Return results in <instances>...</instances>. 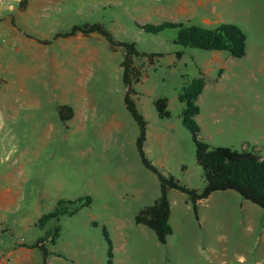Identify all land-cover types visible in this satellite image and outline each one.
Segmentation results:
<instances>
[{
  "label": "rangeland",
  "instance_id": "374dc122",
  "mask_svg": "<svg viewBox=\"0 0 264 264\" xmlns=\"http://www.w3.org/2000/svg\"><path fill=\"white\" fill-rule=\"evenodd\" d=\"M46 12L37 29L50 44L25 46L15 37L1 44V64L37 68L44 60L47 74H33L32 82L60 78L64 69V89H36L43 105L22 115L21 134L4 142L13 152L9 162L17 160L22 171L17 177L24 188L17 206L1 213L13 233L5 234L6 239L33 242L44 234L29 226L38 214L53 211L60 199L90 197V207L59 222L60 238L48 245L53 253L49 264H108L105 230L114 264H264V210L235 191L202 222L189 196L172 190L168 197L174 232L166 244L136 223L140 211L160 198L161 186L142 162L140 129L125 104V51L114 49L100 34L84 36L85 44L78 48L68 37L55 38L74 26L101 24L116 41L161 54L153 61L136 59L143 76L133 84L132 98L148 124L144 149L162 173L202 191L204 171L192 134L183 125L185 105L179 93L186 83L204 77L206 86L197 102L200 138L211 147L264 158V0H54ZM164 22L209 29L235 24L247 36L246 55L238 59L225 51L183 48L175 44L178 28L153 34L138 27ZM159 98L168 100L170 118L159 117L154 104ZM77 102L83 119L64 123L59 108ZM36 253L31 264H44L43 253Z\"/></svg>",
  "mask_w": 264,
  "mask_h": 264
},
{
  "label": "trees",
  "instance_id": "16d2710c",
  "mask_svg": "<svg viewBox=\"0 0 264 264\" xmlns=\"http://www.w3.org/2000/svg\"><path fill=\"white\" fill-rule=\"evenodd\" d=\"M138 27L147 33L153 34H158L168 28H178L179 33L175 44L183 48L225 51L238 59L246 55L247 36L235 24L223 23L213 29L174 22H164L158 25L139 24ZM77 34L85 37L92 34H100L108 40L114 49H123L125 51V57L121 63L124 83L127 86L125 104L140 129L137 146L142 162L157 175L161 186L160 198L152 206L140 211L136 217L137 224L151 229L157 236L158 241L166 244L168 237L174 232L170 224L171 204L168 197L172 190H178L189 196L197 219H199V201L207 199L211 194L219 191H235L244 200L264 210V158L248 151L240 152L229 147H211L200 138L201 129L196 117L201 111L197 102L206 86L204 77H198L190 83H186L179 93V100L185 105L182 111L183 125L192 134L196 145L197 161L204 171L206 185L202 191H199L185 186L172 174L162 173L150 161L144 149L148 124L132 98V95L135 94L132 86L140 83L143 76V66L137 65L136 59L147 56L153 61L154 57H158L161 54H146L140 52L135 43L116 41L111 32L101 24L74 26L69 32L59 33L55 38H66ZM38 41L41 44H50L49 41ZM177 57L181 58L182 53L178 52ZM154 104L161 119L171 117L166 98H159ZM59 114L61 120L66 123L74 117V110L72 107L64 105L59 108ZM91 204L92 199L90 197L80 198L75 201L60 199L53 211L44 214L36 222V227L40 228L44 234L37 237L33 243L24 246L40 250L43 253L44 264H49L48 258L53 253L48 248V245L56 244L60 238L62 228L59 222L61 219L66 216H74L81 209L90 207ZM53 221H55V224H52ZM104 234L109 243L108 264H114L113 244L106 230Z\"/></svg>",
  "mask_w": 264,
  "mask_h": 264
},
{
  "label": "crops",
  "instance_id": "0c3cea01",
  "mask_svg": "<svg viewBox=\"0 0 264 264\" xmlns=\"http://www.w3.org/2000/svg\"><path fill=\"white\" fill-rule=\"evenodd\" d=\"M53 2L54 0H0V55L4 53L1 49L2 42H5L10 37H15L25 46H44L38 40H47L45 38L47 36L38 30L37 27L42 23L43 19L48 17L46 11L52 7ZM68 39L76 42L77 48L80 45H84L86 41V38L81 34L68 37ZM36 55L38 56V54ZM51 63L54 64V60ZM40 72L46 74L48 72L44 60H40L37 68L18 64L4 65L0 62V264H31L35 259L37 261L38 255L36 252L40 251L24 246L33 243L35 240L33 242H27L24 238L13 242L7 240L5 234L13 236V233L6 222L2 220L3 215L1 214L2 211L17 206V202L23 198L24 189L21 179L17 177V173L22 171L19 167H16L17 160L9 162L13 152L12 150L7 151L4 142L7 139L14 138L17 133L21 134L19 120L22 115L33 108L43 105L39 94L34 92L36 89L47 92L52 89H64L63 68L59 72L60 78L51 77L50 81L45 79L42 82H32L33 74ZM79 102L73 107L67 105L74 110V117L70 120L73 123L76 121L77 123L78 121L81 122L84 117V110ZM229 194V191H219L211 194L207 199L199 201L200 220L205 222L211 216L213 210L219 208L220 202H222L224 197L226 198ZM242 205L246 208H251L247 203H242ZM203 207H208L210 210H203ZM40 215L38 214L35 220L30 222L29 226L37 228L36 222L44 214ZM3 224L5 227H3Z\"/></svg>",
  "mask_w": 264,
  "mask_h": 264
}]
</instances>
